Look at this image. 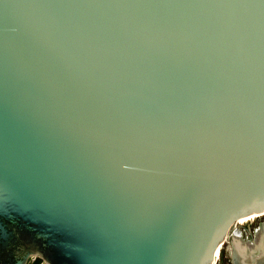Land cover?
<instances>
[{"label": "water", "instance_id": "1", "mask_svg": "<svg viewBox=\"0 0 264 264\" xmlns=\"http://www.w3.org/2000/svg\"><path fill=\"white\" fill-rule=\"evenodd\" d=\"M257 212L264 0H0V264H264Z\"/></svg>", "mask_w": 264, "mask_h": 264}, {"label": "rangeland", "instance_id": "2", "mask_svg": "<svg viewBox=\"0 0 264 264\" xmlns=\"http://www.w3.org/2000/svg\"><path fill=\"white\" fill-rule=\"evenodd\" d=\"M262 215H264V214L262 212H260L254 218V221L250 222V226H251V229L253 231H256L259 228L260 224L262 222H264V216L261 217ZM259 217H261V218H259ZM246 227H248L247 222H243V224H236V225H234L232 227V229L230 231V235H232L233 233H238L242 237H245L247 235ZM222 249H223V246H222ZM223 251H224V254H223V257H222V261L219 264H230V260H229V257H230V244H229V242L226 243V245L224 246ZM220 256H221V254H220ZM41 263H42L41 260H39L37 258H33L31 260L30 264H41Z\"/></svg>", "mask_w": 264, "mask_h": 264}, {"label": "bare ground", "instance_id": "3", "mask_svg": "<svg viewBox=\"0 0 264 264\" xmlns=\"http://www.w3.org/2000/svg\"><path fill=\"white\" fill-rule=\"evenodd\" d=\"M260 212L254 213V214H249L243 217H240V219L238 220V224H243V222H248L249 220L254 221V218L259 214ZM262 217V216H261ZM241 222V223H240ZM225 245V244H224ZM222 244L218 247V249L216 250L215 253V259L212 262V264H216L217 263V258L220 256L221 254V250H222Z\"/></svg>", "mask_w": 264, "mask_h": 264}, {"label": "flooded vegetation", "instance_id": "4", "mask_svg": "<svg viewBox=\"0 0 264 264\" xmlns=\"http://www.w3.org/2000/svg\"><path fill=\"white\" fill-rule=\"evenodd\" d=\"M227 242H229V241H227ZM227 242H225L224 244L226 245ZM229 244H230V242H229ZM225 245H224V246H225ZM224 246H223V249H224ZM230 253H231V245H230ZM223 254H224V251H223ZM33 258H37V259L41 260L42 263L44 262L43 259L40 258L39 256H35V257H33ZM33 258H32V259H33ZM32 259H31V260H32ZM229 260H230V257H229ZM30 263H31V261H30ZM30 263H29V264H30ZM42 263H41V264H42ZM230 264H231V261H230Z\"/></svg>", "mask_w": 264, "mask_h": 264}, {"label": "built area", "instance_id": "5", "mask_svg": "<svg viewBox=\"0 0 264 264\" xmlns=\"http://www.w3.org/2000/svg\"><path fill=\"white\" fill-rule=\"evenodd\" d=\"M222 245L224 246V244H222ZM222 257H223V249L221 250V256H219V257L217 258V263H216V264L221 263V261H222Z\"/></svg>", "mask_w": 264, "mask_h": 264}]
</instances>
